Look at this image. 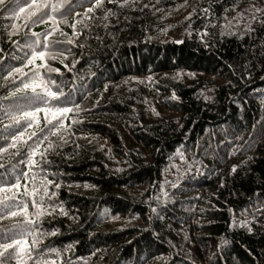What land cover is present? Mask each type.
I'll return each mask as SVG.
<instances>
[{"label": "trees", "instance_id": "1", "mask_svg": "<svg viewBox=\"0 0 264 264\" xmlns=\"http://www.w3.org/2000/svg\"><path fill=\"white\" fill-rule=\"evenodd\" d=\"M253 1L0 0V264H264Z\"/></svg>", "mask_w": 264, "mask_h": 264}, {"label": "rangeland", "instance_id": "2", "mask_svg": "<svg viewBox=\"0 0 264 264\" xmlns=\"http://www.w3.org/2000/svg\"><path fill=\"white\" fill-rule=\"evenodd\" d=\"M189 9H190L189 7L180 8L178 10V13L174 17L173 21L180 22L187 20L189 18L187 14L193 15L192 10ZM261 9H264V0H255L250 4H248L246 7H243L236 14L232 16H228L223 26L222 33L224 35H229V36H243L250 29L253 21L258 17L259 13L261 12L260 11ZM171 27L172 25L169 26L168 29L171 30ZM187 35H188L187 31H183V32L173 31L170 36L172 38L182 39L185 38ZM262 103H264V99L262 100ZM146 112H148V109ZM165 115H170V112H165ZM152 116H155V114L152 113ZM149 120L152 121L151 116H149ZM202 144L203 145L200 147L201 148L200 151L202 152L201 153L202 157L210 158L211 144H210L209 136H205L203 138ZM193 151L199 153L198 148H196ZM183 156L182 159H180L178 162H175L171 166L170 170L166 173L164 179L166 190H169L172 184L177 183L178 179H181L185 174H188L189 169L183 172L182 165H183V160H187L188 158H190V155L186 153ZM192 165L193 163L191 162L190 166L192 167ZM262 209H263L262 202L253 204L251 209H248L245 212H241L240 214L235 216L233 220V226H243L250 224L253 220H258L262 215Z\"/></svg>", "mask_w": 264, "mask_h": 264}]
</instances>
